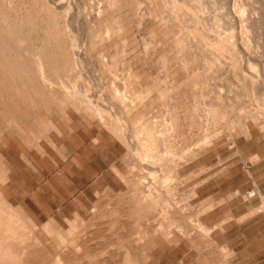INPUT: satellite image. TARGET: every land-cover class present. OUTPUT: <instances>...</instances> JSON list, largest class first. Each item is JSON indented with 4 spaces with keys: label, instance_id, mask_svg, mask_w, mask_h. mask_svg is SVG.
I'll list each match as a JSON object with an SVG mask.
<instances>
[{
    "label": "rangeland",
    "instance_id": "rangeland-1",
    "mask_svg": "<svg viewBox=\"0 0 264 264\" xmlns=\"http://www.w3.org/2000/svg\"><path fill=\"white\" fill-rule=\"evenodd\" d=\"M88 1L0 0V194L6 200L8 212H11L14 215V220L20 224V232L23 237L31 240L30 236L35 233L33 236L42 242L39 244L37 241V246L45 245L49 251L56 252L64 247L57 231L69 239L71 236L70 223L76 222L77 228L84 225L88 228L87 230H94V236L98 238L95 237L93 242L98 243L103 249L100 247L101 249L88 260H78L71 264H79V262L87 264L93 262L92 259L97 261L102 260L103 255L107 256L106 248L109 249L110 246L105 248L104 244L112 239L111 229L108 228V209L117 205L114 201L118 199L119 194V199L122 201L118 207L123 206L124 196L121 193H125L127 188L120 176L113 171L112 165L120 167L121 169H119L123 170L124 174L129 173V165H126L123 160L127 150L124 142L131 143L129 140L133 138V134L139 130L137 128L144 122L148 124L141 125V130L147 128L149 130V127L154 128L153 134L160 133L159 137L162 136V132L170 134L169 126L173 115V119L178 118L179 130L182 131V135L177 133L179 136L175 135L174 141H170L174 142V147L178 151L187 146L189 148L185 147V149L191 151L193 149L197 152L192 156L193 158L189 157L193 154L189 152V156H187L189 161L181 166L180 174L185 179L187 178L186 183L170 191L171 196L169 193L167 194L168 198H172L171 201L178 200V202L176 200V205L182 210V216L186 215L183 216L182 223L183 221L185 223V219H187L186 222H189L185 223L187 226H196L201 223L214 230L210 235L211 239L215 240L212 246L214 249L210 250L208 256L213 258L215 263L264 264V249H261L264 246V244L262 245L264 238L262 239L261 236L264 233V112L261 111L263 108L256 99L251 83L244 81L240 73H237L241 77L240 79L234 75L233 71L228 73L220 71V73L217 62L211 63V66L216 64V68L211 67L212 71H208L207 67L210 64L207 61L210 60L207 57V50L205 51L201 47L191 50L189 47L182 48L179 46L180 44L178 45L183 42L182 40L185 42L188 37L190 38L187 41H191L193 38L201 40V37L217 36L219 29L224 26H222L224 21L218 19L219 10L211 7L216 4L217 0H213V2L212 0H201V8L195 6L197 3L199 4L198 0H195L196 4L193 0L191 5L194 6V9L192 11H195L193 13L197 15V19L194 14L190 18L188 16L185 18L186 16L180 11L176 12L178 16L176 13L175 16L170 15L173 9H169V12L166 7L173 6L168 3L169 1L166 4L167 0ZM234 1L237 7L241 1L245 5L247 2L262 5V11L256 9L258 11L256 15H260V20L263 23L259 21L255 28L263 27H258L263 30L258 28L256 30L264 33V18H262L264 17V0ZM105 5L108 6L105 7ZM104 7L105 10H103ZM207 8L209 11L203 12ZM214 10L216 11L215 16L213 15ZM247 10L244 11V15L250 16L252 12ZM201 12L205 14L203 15ZM94 14H99L100 18L91 22ZM206 14L210 17L207 18ZM253 14L252 16H254ZM142 15L145 19L139 22L137 17ZM174 17L179 18L176 20ZM104 18L108 19L110 25L119 26L117 34L111 38H103L102 31L100 32L98 29V21ZM238 26L241 25L236 23L234 31L240 35V31L237 30H241V27L238 28ZM190 29L196 31L193 32ZM205 29H208L207 32ZM203 30L204 32H202ZM225 32H229V29H225ZM225 32L222 31L221 34L224 35ZM192 33L194 36L198 35V38L192 37ZM200 34L201 37H199ZM177 40L181 42L176 43ZM71 41L75 43L76 47L73 42L69 43ZM235 55H238L237 61L241 65L243 62L241 53H235ZM37 57L43 62L45 57L50 61L46 62L45 60L44 66L41 63L40 66L38 59L35 60ZM202 62L208 64L206 68ZM149 63L150 65H148ZM190 65L201 74V78L199 77L201 81L197 88L198 95L201 97L200 101L199 96L197 95L198 98L196 96L200 104L191 94L192 92L190 93L189 86L182 87L187 90L185 97L187 100H184L183 97V103L186 106L189 103H191L190 106L194 103L193 105H197L196 107L200 105L201 108L193 110V105L189 106L190 111L178 112V117L176 116L177 112H168L166 97L163 95L160 97L164 93L163 85L164 87L167 85L164 76L168 70V74L172 78H176L178 75L183 76ZM39 66L41 68L43 66V68L41 69ZM201 66L204 71L207 69L206 73L202 72ZM259 66L261 67L262 63ZM175 69L180 71L177 70L176 74ZM238 71L239 69H237ZM45 76L46 78H44ZM212 84L215 86L212 87ZM220 86L221 89H219ZM262 86L263 83H259L258 87L261 88V91L264 90L262 89L264 86ZM150 88L152 93L155 94L156 91L158 93L156 92L155 96L152 95ZM241 88L245 89L241 90ZM146 90L150 92L147 94ZM203 91L204 94L206 93L205 95ZM219 92L229 95L230 98L224 100L225 107L228 109L226 108V112H224V106H222L223 112H217V114L216 112H206L209 108L206 101L219 95ZM243 92L246 97H243ZM188 95L191 98H188ZM61 98L62 100H60ZM192 99H196V102ZM184 101L190 102L185 103ZM65 102H68V105ZM83 102L85 104L89 102V106H92L90 112H84L80 108V103L84 104ZM125 103L128 105L127 107H125ZM19 105L20 107L24 106L19 109ZM97 106L96 111L94 108ZM92 110L96 112H92ZM101 110L104 111L101 113ZM204 111L207 113H205L206 115L203 114ZM143 126L147 127L143 128ZM159 130L162 131L158 132ZM164 134L160 141L163 144L165 143L163 140L166 141L164 136L168 135ZM205 134L208 135L209 143L207 146L199 148L195 141ZM157 135H155L156 139ZM133 140L135 143L136 140L134 138ZM128 157V159H132V156ZM137 168L134 167L136 172ZM199 178L200 180L203 178V181H200ZM250 191H255L256 194L250 197L248 195ZM106 210L108 213L105 212ZM153 213L154 218L151 217L157 218L158 207ZM75 214L78 215V218L75 217ZM94 219L95 221H93ZM153 219L150 218L151 221ZM93 224L94 226H92ZM55 228L57 231L53 230ZM201 238L203 240L204 237L199 236V239ZM182 242L184 245L181 243L180 246L157 248L154 252L158 257L155 264H180L182 258H185V264H192L198 251L190 243ZM222 246L229 248L228 253L223 256H221ZM101 250L105 251V254ZM211 252H213V256ZM213 259L211 260L214 262ZM85 260L88 262L84 263ZM198 264H202V262L199 261Z\"/></svg>",
    "mask_w": 264,
    "mask_h": 264
},
{
    "label": "bare ground",
    "instance_id": "bare-ground-1",
    "mask_svg": "<svg viewBox=\"0 0 264 264\" xmlns=\"http://www.w3.org/2000/svg\"><path fill=\"white\" fill-rule=\"evenodd\" d=\"M90 1V0H89ZM88 1V2H89ZM169 1V2H168ZM190 1V0H189ZM188 0H167L165 1V3L167 4L170 3L173 7L167 8L166 9L170 12V10L173 9V11L170 12V15H176L178 13V11L182 12L183 15H185V18H190V16H192L193 14L196 15L195 11H192L194 8L193 5V0H191V2L189 3ZM197 1V0H196ZM196 1L194 0L195 4ZM201 0H198L197 2H199V4L197 3L195 6L200 7L201 8ZM204 1V0H203ZM211 1V0H210ZM215 1V0H214ZM94 2V1H93ZM100 2V1H99ZM133 2V1H132ZM135 2V1H134ZM143 2V1H142ZM213 2V0H212ZM216 4L211 6L213 9L215 8V10H219V14H218V19L219 20H223L224 23L222 24V28L219 29V32H217V36L214 35L213 37L208 36L209 38H204L201 37V34L199 35V37H201V40H198L196 38H193V40L191 39V41H187L190 37H188V39H186V35L184 36V38L186 39V41L184 42V40H182V38H180L183 42L177 40L176 43H178L179 46H182V48L186 47V48H190L191 50H196V48L201 47L202 49H204L205 51H208V59L210 61H207L209 65V67H207L206 64H203V66H205L204 68H208V71H212L211 67H215V65L211 66V63L213 62H217L218 63V69L219 72L220 71H224V73H228L230 71H233L235 74V76L240 73L241 76L244 78V81H249L252 85L251 88H253V92L254 94H256V99L259 101V103L261 104L263 110L261 109L262 112H264V90L261 91L258 87L259 83H263L264 86V33H261L260 31L256 30L258 27L263 28L261 26H256L257 28H255V25H257L259 23V21L261 23H263L260 20V15H256V9L257 10H261L262 11V5H258V4H254L253 2H247L245 5L244 2L241 1V4L238 5L235 3L234 0H217L215 1ZM261 2V1H260ZM258 2V3H260ZM87 3V2H86ZM115 4V1L113 2ZM203 3V2H202ZM89 4V3H87ZM92 4V3H91ZM99 4V3H98ZM106 4V2H105ZM131 4V3H130ZM169 4V5H170ZM206 4V3H204ZM209 5L211 4L210 2L208 3ZM134 5V4H133ZM170 5V6H171ZM207 5V4H206ZM3 6V5H2ZM1 6V8L3 9V7ZM61 6V5H60ZM108 6V5H107ZM105 5V7H107ZM116 6V5H115ZM166 6V5H165ZM192 6V7H191ZM215 6V7H214ZM7 7V6H6ZM59 7V6H58ZM64 7V6H62ZM61 7V8H62ZM105 7L103 10H105ZM210 7V9H211ZM237 7V11L236 8ZM126 8V7H125ZM206 8V7H205ZM234 10H233V9ZM142 9V8H141ZM158 9V7H157ZM170 9V10H169ZM198 9V8H197ZM248 9V10H247ZM5 10V9H4ZM64 10V9H63ZM199 10V9H198ZM205 10L209 11V8L204 9L203 12H206ZM212 10V9H211ZM210 10V11H211ZM214 10V11H215ZM251 11L252 14L254 16H252L251 12H250V16H245L244 15V11ZM264 10V9H263ZM1 11V10H0ZM108 11V10H107ZM128 11V10H127ZM140 11V10H139ZM155 11V9H154ZM160 11V10H159ZM201 11V10H200ZM199 11V14H200ZM213 11V10H212ZM260 11V12H261ZM65 12V11H64ZM90 12V11H89ZM122 12V10H121ZM167 12V11H166ZM177 12V13H176ZM201 12L203 15L205 13ZM95 13V12H94ZM132 13V12H130ZM139 13V12H138ZM156 13V12H155ZM176 13V14H175ZM181 13V14H182ZM209 13V12H207ZM216 13L213 12V15ZM68 14V13H67ZM102 14V13H101ZM118 14H120L118 12ZM117 14V15H118ZM135 14V13H134ZM161 14V13H160ZM180 15V17H182ZM201 14V16H202ZM210 14V13H209ZM115 15V14H114ZM125 15V14H124ZM136 15V14H135ZM157 15V14H156ZM169 15V13H168ZM207 15V14H206ZM263 15V14H262ZM261 15V16H262ZM73 16V15H72ZM178 16V14L176 15ZM188 16V17H187ZM209 15H207L208 18ZM215 16V15H214ZM264 16V15H263ZM117 17V16H116ZM130 17V16H129ZM170 17V16H168ZM172 17V16H171ZM195 17V16H193ZM210 17V16H209ZM80 18V17H79ZM89 18V17H88ZM100 18L99 14H94L92 16V21H95L96 19ZM120 18V17H118ZM132 18V17H131ZM139 19V22H142L145 17L139 16L137 17ZM176 20H178L177 17H174ZM264 18V17H262ZM3 19V18H2ZM115 19V18H113ZM157 19V18H156ZM196 19H197V15H196ZM200 19V18H199ZM74 20V18H73ZM89 20V19H88ZM121 20V19H120ZM119 20V21H120ZM205 20V19H203ZM202 20V22H203ZM263 20V19H262ZM3 21V20H2ZM86 21V20H85ZM90 21V20H89ZM111 21V19H110ZM122 21V20H121ZM124 21V20H123ZM193 21V19H192ZM191 21V22H192ZM78 22V21H77ZM155 22V21H154ZM190 22V23H191ZM194 22V21H193ZM198 22V21H196ZM205 22V21H204ZM87 23V22H86ZM89 23V22H88ZM133 23V22H132ZM158 23V22H157ZM156 23V24H157ZM180 23V21H179ZM211 23V22H210ZM236 23H239L241 26V30H237L240 31V35H237L234 31V29L236 28ZM260 23V24H261ZM41 24V23H40ZM65 24V23H64ZM68 24V23H67ZM71 24V22H70ZM111 23L108 21V19H102L98 21V29L101 32L102 31V35L103 38L106 37H112L115 34H117V31L119 29V26L117 25H110ZM193 24V23H192ZM191 24V25H192ZM197 24V23H196ZM200 24V23H199ZM206 24V22H205ZM220 24V25H221ZM229 24V26H228ZM39 25V24H38ZM89 25V24H88ZM140 25V24H139ZM154 25V24H153ZM152 25V27H153ZM163 25V24H162ZM174 25V24H173ZM198 25V24H197ZM202 25V24H201ZM217 25V24H216ZM66 26V25H65ZM176 26V25H175ZM194 26V25H193ZM209 26V25H208ZM219 26V25H218ZM263 26V24H262ZM72 27V26H71ZM151 27V28H152ZM196 27V26H194ZM199 27V26H198ZM207 27V26H206ZM214 27L215 26L214 24ZM213 27V31L214 28ZM238 26V28H240ZM69 28V26H68ZM67 28V29H68ZM165 28V27H164ZM192 28V27H191ZM210 28V27H209ZM224 28V30H223ZM259 30H263L260 29ZM41 29V28H39ZM171 29V28H170ZM176 29V28H175ZM203 29V28H201ZM225 29H229V32H225ZM72 30V29H71ZM157 30V29H156ZM164 30V29H162ZM181 30V29H180ZM191 30V29H190ZM206 30V29H205ZM208 30V29H207ZM206 30V32H207ZM211 30V29H210ZM74 31V30H73ZM120 31V30H119ZM159 31V30H158ZM165 31V30H164ZM163 31V32H164ZM189 31V30H188ZM193 31V30H191ZM191 31H189L191 33ZM196 31V30H195ZM193 31V32H195ZM211 31V32H213ZM225 32L224 35H222L221 33ZM30 32V30H29ZM69 32V31H68ZM125 32V31H124ZM201 32V31H198ZM204 32V30L202 31ZM243 32V33H242ZM88 33V32H87ZM172 33V32H171ZM188 33V34H190ZM210 33V32H209ZM60 34V33H58ZM93 34V33H91ZM122 34V32H121ZM163 34V33H162ZM194 33H192V37H197L193 35ZM205 34V33H204ZM263 34V35H262ZM73 35V34H72ZM128 35V34H127ZM157 35V34H156ZM161 35V34H160ZM171 35V34H170ZM211 35V34H210ZM63 36V35H62ZM122 36V35H121ZM126 36V35H125ZM159 36V35H158ZM191 36V34H190ZM91 37H93L91 35ZM65 38V37H64ZM69 38V37H67ZM75 38V36H74ZM118 38V37H117ZM122 38V37H121ZM169 38V37H168ZM176 38V37H175ZM35 39V38H34ZM62 39V38H61ZM159 39V38H158ZM170 39V38H169ZM173 39V38H172ZM177 39V38H176ZM59 40V39H58ZM68 40V39H67ZM72 40H76V39H72ZM111 40V39H110ZM123 40V39H122ZM150 40V39H149ZM171 40V39H170ZM79 41V40H78ZM107 41V40H106ZM169 41V40H168ZM30 42V41H29ZM73 41L69 42L72 43ZM76 42V41H75ZM80 42V41H79ZM78 42V43H79ZM68 43V44H69ZM74 43V42H73ZM77 43V44H78ZM7 44V43H6ZM67 44V45H68ZM103 44V43H102ZM112 44V43H111ZM70 45V44H69ZM75 45V43L73 44ZM72 45V46H73ZM80 45V44H79ZM132 45V44H131ZM1 46V45H0ZM61 46V45H60ZM103 46V45H102ZM109 46V45H108ZM123 46V45H122ZM67 47V46H66ZM76 47V45H75ZM75 47L73 46V49H75ZM94 47V46H93ZM70 48H72L70 46ZM125 48V47H124ZM180 48V47H179ZM181 48V50H183ZM69 49V48H68ZM67 49V50H68ZM101 49V48H100ZM110 49V48H109ZM72 51V50H71ZM69 51V52H71ZM74 51V50H73ZM79 51V50H78ZM184 51V50H183ZM60 52V51H59ZM77 52V51H76ZM118 52V51H117ZM61 53V52H60ZM130 53V52H129ZM194 53V52H193ZM197 53V52H196ZM235 53H241L242 57H243V62L241 63V65L238 64V55H235ZM71 54V53H70ZM69 54V55H70ZM80 54V52H79ZM78 54V55H79ZM123 54V53H122ZM182 54V53H181ZM199 54V53H198ZM197 54V55H198ZM38 55V54H37ZM36 55V56H37ZM46 55V54H45ZM49 55V54H48ZM104 55V54H103ZM128 55V54H127ZM183 55V54H182ZM195 55V54H194ZM28 56V55H27ZM41 56V55H40ZM39 56V57H40ZM82 56V55H81ZM84 56V55H83ZM237 56V57H236ZM39 57L35 58V60H37ZM50 57V56H48ZM122 57V56H121ZM132 57V56H131ZM187 57V56H186ZM190 57V56H189ZM200 57V56H199ZM206 57V56H204ZM33 58V57H32ZM104 58V57H103ZM130 58V57H129ZM128 58V60H129ZM42 59V58H41ZM46 60V62L50 61V59H46V57L44 58ZM77 59V58H76ZM108 59V58H107ZM133 59V58H132ZM186 59V58H185ZM190 59V58H189ZM195 59V58H194ZM199 59V58H198ZM204 59V58H203ZM9 60V59H7ZM14 60V59H13ZM44 60L40 61L38 59V63L42 64L44 66V64L46 63ZM53 60V59H52ZM123 60V59H122ZM184 60V59H183ZM193 60V59H192ZM263 60V62H262ZM145 61V60H144ZM186 61V60H185ZM196 61V60H195ZM198 61V60H197ZM7 62V61H6ZM12 62V61H11ZM137 62V61H136ZM187 62V61H186ZM186 62H184L185 64H187ZM200 62V61H199ZM107 63V62H106ZM206 63V62H204ZM262 66L260 67L259 65ZM13 64V63H12ZM27 64V63H26ZM32 64V63H31ZM40 64V66H41ZM133 64V63H132ZM17 65V64H16ZM30 65V64H29ZM28 65V66H29ZM150 65V63L148 64ZM155 65V64H154ZM153 65V66H154ZM33 66V65H32ZM39 66V67H40ZM42 66V68H43ZM79 66V65H78ZM165 66V64H164ZM168 66V65H167ZM183 66V65H182ZM198 66V65H197ZM147 67V66H146ZM150 67V66H149ZM152 67V66H151ZM150 67V68H151ZM169 67V66H168ZM176 67V66H175ZM41 68V67H40ZM41 68V69H42ZM149 68V69H150ZM181 68V67H180ZM184 68H187L184 66ZM202 68V66L200 67V69ZM211 68V69H210ZM216 68V67H215ZM32 69V68H31ZM51 69V68H50ZM53 69V68H52ZM183 69V68H181ZM199 69V71H200ZM237 69H239V71L237 72ZM107 70V69H106ZM118 70V69H117ZM142 70V69H141ZM168 70V69H166ZM177 70L180 71L179 69H175V72L177 74ZM202 72L204 73L207 69L202 68ZM165 71V70H164ZM185 75L183 76H177L176 78H172L170 77V75L168 74L169 70L166 71V75L164 76V79L166 80L167 84L166 87L163 90V94L160 95V97L163 95L166 97L165 102L167 101V109L168 112H177L175 115L179 117L178 112H189V106L191 103H189L190 101H186L187 103H189L188 106H186L183 103V97L184 100L186 99V95H187V90L184 87V89H182L183 86H189L191 91L190 93L194 95V97L196 98V96L198 95L197 92V88L198 85L200 84L199 77L201 76V74L197 71L194 70V68L190 65V68H187ZM214 71V70H213ZM218 71V70H217ZM32 72V71H31ZM44 72V71H43ZM52 72V71H51ZM149 72V71H148ZM173 72V71H172ZM171 72V73H172ZM174 72V74H175ZM232 72V73H233ZM46 73V72H44ZM42 73V74H44ZM62 73V72H61ZM206 73V72H205ZM208 73V72H207ZM217 73V72H216ZM215 73V75H216ZM221 73V72H220ZM21 74V73H20ZM33 74V72H32ZM121 74V73H119ZM183 74V73H182ZM213 74V73H212ZM18 75V74H17ZM45 75V74H44ZM43 75V76H44ZM54 75V74H53ZM145 75V74H144ZM162 75V74H161ZM21 76V75H20ZM42 76V77H43ZM47 76V75H46ZM46 76L44 78H46ZM175 76V75H173ZM204 76V75H203ZM66 77V76H65ZM122 77V76H121ZM149 77V76H148ZM160 77V76H159ZM209 77V76H208ZM43 78V79H44ZM123 78V77H122ZM154 78V77H153ZM201 78V77H200ZM238 78L240 79L241 77L238 76ZM48 79V78H47ZM53 79V78H52ZM206 79V77H205ZM59 80V79H58ZM211 80V79H210ZM215 80V79H214ZM242 80V79H241ZM45 81V80H44ZM162 81V80H161ZM231 81V80H230ZM160 82V81H159ZM206 82V81H205ZM209 82V81H208ZM240 82V81H239ZM155 83V82H154ZM236 83V82H235ZM242 83V82H241ZM247 83V82H245ZM104 84V83H103ZM102 84V85H103ZM161 84V82L159 83ZM158 84V85H159ZM164 84V83H163ZM205 84V83H204ZM240 84V83H239ZM45 85V84H44ZM207 85V84H206ZM216 85H218L216 83ZM230 85V84H229ZM232 85V84H231ZM249 85V84H248ZM262 85V84H261ZM15 86V85H14ZM43 86V85H42ZM89 86V85H88ZM204 86V85H203ZM202 86V87H203ZM215 86V84H212V87ZM223 86V85H222ZM242 86V85H241ZM247 86V85H245ZM262 86V87H263ZM33 87V86H32ZM36 87V86H35ZM141 87V86H140ZM154 87V86H153ZM231 87V86H230ZM243 87V86H242ZM249 87V86H247ZM144 88V87H143ZM152 88V87H151ZM150 88V91L152 90ZM207 88V87H206ZM215 88V87H214ZM246 88V87H245ZM245 88H241L245 89ZM32 89V88H31ZM153 89H157V88H153ZM161 89V88H160ZM189 89V88H188ZM202 89V88H201ZM221 89V86L220 88ZM232 89V88H231ZM247 89V88H246ZM264 89V88H262ZM89 90V89H88ZM224 90V89H223ZM43 91V90H42ZM51 91V90H50ZM150 91L146 90V93L148 94ZM201 91V90H200ZM38 92V91H37ZM59 92V91H58ZM143 92V91H142ZM153 91H151L152 93ZM157 92V91H156ZM155 92V94H156ZM202 92V91H201ZM214 93V91H212ZM218 92V91H217ZM242 92V91H241ZM245 92V90H244ZM243 92V93H244ZM46 93V92H45ZM69 93V92H68ZM158 93V92H157ZM220 93V92H219ZM50 94V93H49ZM54 94V93H53ZM64 94V93H63ZM79 94V93H78ZM85 94V93H84ZM154 93H152L153 95ZM154 94V96H155ZM204 94V91H203ZM202 94V95H203ZM206 94V93H205ZM204 94V95H205ZM217 94V93H216ZM215 94V95H216ZM18 95V94H17ZM22 95V94H21ZM40 95V93H39ZM150 95V94H149ZM158 95V94H157ZM156 95V97H157ZM248 95V94H247ZM20 96V95H19ZM45 96V95H44ZM47 96V95H46ZM123 96V95H122ZM142 96V95H141ZM162 96V97H163ZM189 96V95H188ZM199 96V95H198ZM197 96V98H198ZM210 96V95H209ZM208 96V97H209ZM17 97V96H16ZM36 97V96H35ZM62 97V96H61ZM73 97V96H72ZM77 97V96H76ZM89 97V96H88ZM118 97V96H117ZM134 97V96H133ZM136 97V96H135ZM149 97V96H148ZM152 98H155L153 96H150ZM149 97V98H150ZM193 97V96H192ZM206 97V96H205ZM211 97V96H210ZM209 97V98H210ZM229 95L220 93L219 95L215 96L213 99L208 100L206 102H208V104L205 103V105H208L209 108L206 112H223V110H225L224 112H226V108L225 107V102L224 100H228ZM245 93H244V96ZM138 98V97H137ZM148 98V99H149ZM158 98V97H157ZM188 98H191V96H189ZM196 98V99H197ZM200 96H199V101H200ZM250 98V97H249ZM252 98V97H251ZM58 99V98H57ZM72 99V98H71ZM196 99L195 102H196ZM197 99V102H198ZM206 99V98H205ZM247 99V98H246ZM48 100V99H47ZM62 100V98L60 99ZM89 99H87L88 101ZM155 100V99H154ZM161 100V99H159ZM163 100V99H162ZM187 100V99H186ZM190 100V99H189ZM193 100V99H192ZM193 100V101H194ZM204 100V99H203ZM19 101V100H18ZM54 101V100H53ZM52 101V102H53ZM56 101V99H55ZM84 101H85V97H84ZM148 101V100H147ZM150 101V99H149ZM148 101V102H149ZM153 101V99H152ZM151 101V102H152ZM158 101V100H156ZM191 101V102H193ZM245 101V100H244ZM86 102V101H85ZM90 102V100H89ZM88 102V103H89ZM126 102V101H125ZM164 102V103H165ZM185 102V101H184ZM185 102V103H186ZM242 102V101H241ZM55 103V102H54ZM66 103V102H65ZM68 103V102H67ZM66 103V104H67ZM84 103V102H83ZM81 104L80 103V108L84 111V112H90L89 110H91L92 106H89V104ZM99 103V102H98ZM97 103V104H98ZM122 103V102H121ZM128 103V102H127ZM200 104V102H198ZM197 103V104H198ZM239 103V102H238ZM41 104V103H40ZM70 104V103H69ZM162 104V102H161ZM194 103H192L193 105ZM244 104V103H243ZM27 105V104H26ZM54 105V104H53ZM61 105V104H60ZM65 105V104H64ZM63 105V106H64ZM68 105V104H67ZM72 105V104H71ZM69 105V106H71ZM93 105V104H91ZM120 105V104H119ZM122 105V104H121ZM125 107H127L128 105L125 103ZM132 105V104H130ZM138 105V104H137ZM146 105V104H145ZM159 105V104H158ZM191 105V106H192ZM204 105V104H203ZM16 106V105H15ZM24 106V105H23ZM23 106H21L23 108ZM42 106V105H41ZM40 106V107H41ZM56 106V105H55ZM95 106V105H94ZM190 106V107H191ZM197 106V105H196ZM195 105H193V110L197 109V108H201V106L199 105V107H196ZM222 106H224L223 110H222ZM227 106V105H226ZM251 106V105H250ZM14 107V106H13ZM20 107V105L18 106V108ZM20 107V108H21ZM48 107V106H47ZM46 107V108H47ZM77 107V106H76ZM123 107V105L121 106ZM124 107V109H125ZM139 107V106H138ZM146 107V106H145ZM166 107V106H165ZM239 107V106H238ZM249 108V106H247ZM19 108V109H20ZM54 108V107H53ZM100 108V107H99ZM106 108V107H105ZM206 108V107H205ZM221 108V109H220ZM247 108V110H248ZM3 109V108H2ZM17 109V108H16ZM48 109H50V107H48ZM59 109V107H58ZM62 109V107H61ZM95 110L98 109V106L94 108ZM93 109V110H94ZM102 109V108H100ZM128 109V108H126ZM228 109V108H227ZM240 110V108H238ZM18 110V109H17ZM24 110V109H23ZM26 110V109H25ZM60 110V109H59ZM92 112H96L93 111ZM203 110V107H202ZM244 110V109H243ZM256 110V109H254ZM259 110V109H258ZM42 111V110H41ZM57 111V109H56ZM78 111V110H77ZM104 110H101V113ZM232 111V110H230ZM246 111V110H245ZM253 111V110H252ZM259 111V112H261ZM19 112V111H18ZM55 112V111H54ZM194 112V111H193ZM198 112V110H197ZM202 112V111H201ZM199 112V113H201ZM204 111L203 114L206 113ZM239 112V111H238ZM241 112V111H240ZM251 112V111H250ZM255 112V111H254ZM258 112V111H257ZM100 113V114H101ZM108 113V112H107ZM111 113V112H110ZM207 114V113H206ZM205 114V115H206ZM227 114V113H226ZM44 115V114H43ZM48 115H50L48 113ZM219 115V114H218ZM229 115V114H228ZM101 116V115H99ZM103 116V115H102ZM129 116V115H128ZM145 116V115H144ZM214 116V115H213ZM232 116V115H231ZM15 117V116H13ZM17 117V116H16ZM21 117V116H20ZM44 117V116H43ZM105 117V116H104ZM172 117V118H171ZM171 120H170V134L164 132L165 134H168L166 136H164L165 142L164 144L161 143L160 141H162V136H163V132H162V138L159 137L160 133L157 135V132L155 135H157V139L155 137V135L153 134L154 128H150L149 130L147 129H143L141 130L140 128L142 127L141 125H147L145 124V122L143 124L140 125L139 130L140 132H137L135 134H133V138L136 140L135 143H133V138L129 140V136L127 137L129 141H131V143H126V153L123 157V160L126 162V165H129V173L124 174L118 167L117 165H112L113 171H115L117 173L118 176H120V178L122 179V181L124 182V184H126L127 188H126V192L125 193H121L123 197V206L121 208L118 207V204L121 203L122 200L119 199V197L117 200H115V204H117L116 206H113L109 211V218H108V228L111 229L112 232V239L110 242L104 244L105 248L110 246L109 249L106 248L108 250V254L107 256L103 255V259L102 260H93V262H88L87 260L90 259L95 253H97V251H99V249H101L102 247L98 244L93 242L94 238L97 236H94V230H87L88 228H86L84 225L80 226L77 228L76 226V222H71L70 223V238L66 239L65 237H63L58 231L57 228L53 229L54 231H57V234L61 237L63 243H64V247L56 252H51L49 251L45 245L42 246H37V241H39V238H37L36 236H30L29 239L31 240H27L23 237V234L20 232V224L14 220V215L10 212H8V207L6 205V200L2 197V195L0 194V264H71V262H75V261H80V260H84V263H89V264H155L156 260L158 257L155 256L154 252L157 248L159 249H164L166 246H180L181 243L184 245V242L182 241H186L188 243H190L191 246H193V248H196V250L198 251L197 257L192 260V264H198L199 261L202 262V264H214L215 260L213 258H209L208 254L211 251H213L212 249H214L213 246V241L215 242V240L211 239V230L212 228H210L209 226L203 225L201 223H198L196 226H187L185 225V223H189L186 222L187 219H185V223L182 220L184 219L183 215L182 216V210L179 209V206L176 205V200H174L173 197V201H171L172 198H168L167 194L174 190L179 188L180 186H183L184 183H186L187 178L185 179L181 174H180V169L181 166L183 164H185L187 161H189V158H187V156H189V152L190 154L193 153L191 156V158H193L192 156L195 155L197 152L196 150H188L184 148H182L180 151H178V149H176V147H174V142H171L172 140L174 141V137L175 135H182V131L179 130V122H178V118L175 117L173 119V115L171 116ZM228 117V116H227ZM264 117V116H263ZM134 118V117H133ZM214 118V117H213ZM220 118V117H219ZM223 118V117H222ZM16 119V118H15ZM215 119V118H214ZM212 119V120H214ZM218 119V118H217ZM19 120V119H18ZM151 120V119H150ZM211 120V119H210ZM220 120V119H219ZM228 120V119H227ZM226 120V121H227ZM240 120V119H239ZM14 121V120H13ZM46 121V120H45ZM102 121V120H101ZM137 121V120H136ZM140 121V120H139ZM221 121V120H220ZM219 121V122H220ZM237 121V120H235ZM141 122V121H140ZM150 122V121H149ZM169 122V121H168ZM211 122V121H210ZM232 122V121H231ZM103 123V122H102ZM181 123V122H180ZM228 123V122H227ZM237 123V122H236ZM224 124V123H223ZM229 124V123H228ZM45 125V124H44ZM169 125V123L167 124V126ZM211 125V124H210ZM217 125V124H216ZM11 126V125H10ZM42 126V125H41ZM214 126V125H213ZM47 127V126H46ZM145 126H143L144 128ZM147 127V126H146ZM145 127V128H146ZM152 127V126H151ZM168 127V128H169ZM242 127V126H241ZM9 128V127H8ZM13 128V127H12ZM43 128V127H42ZM116 128V127H115ZM239 128V127H238ZM10 129V128H9ZM151 129V130H150ZM159 129V128H158ZM42 130V129H41ZM132 130V129H131ZM156 130V129H155ZM163 130V129H162ZM161 130V131H162ZM167 130V129H166ZM217 130V129H216ZM11 131V130H10ZM49 131V130H48ZM128 131V129H127ZM160 130L158 132H161ZM242 131V130H241ZM240 131V132H241ZM154 132V133H155ZM169 132V130H168ZM208 132V131H207ZM210 132V131H209ZM228 132V131H227ZM244 132V131H243ZM43 133V132H42ZM178 133V134H177ZM164 134V135H165ZM210 134V133H209ZM124 135V134H123ZM178 135V136H179ZM207 134L203 135L202 137L197 138V140L195 141V144L197 146L200 147H204L208 145V138H207ZM216 136V135H215ZM155 137V138H154ZM221 137V136H220ZM159 138H161V140H158ZM192 138V137H191ZM190 138V140H191ZM47 139V138H46ZM203 139L204 143L201 142ZM213 139V138H212ZM126 140V139H125ZM171 140V141H170ZM211 140V139H210ZM128 141V142H129ZM212 142V141H211ZM161 143V144H160ZM200 143V144H199ZM202 143V144H201ZM178 144V143H177ZM180 144V143H179ZM38 145V144H37ZM42 148V147H41ZM189 148V147H187ZM193 148V146H192ZM195 148V147H194ZM191 149V147H190ZM41 152V151H40ZM128 156H132V159H128ZM166 156H170L169 159L167 160V158H165ZM184 157H186V159H184ZM134 167H138V171L136 172L134 170ZM114 172V173H115ZM136 172V173H135ZM200 172V171H199ZM115 173V174H116ZM195 173V172H194ZM185 176V175H184ZM207 178V177H205ZM200 180V178H199ZM201 180L203 181V178H201ZM200 180V181H201ZM198 181V180H197ZM196 181V182H197ZM200 183V182H198ZM204 183V182H203ZM202 183V184H203ZM194 184H196L194 182ZM193 184V185H194ZM192 185V186H193ZM198 185V184H197ZM196 185V186H197ZM191 186V185H190ZM193 188V187H192ZM7 189V188H6ZM110 191V190H109ZM254 192V195L256 194L255 191H251ZM170 195V193H169ZM173 195V193H172ZM176 195V194H175ZM249 195V194H248ZM171 196V195H170ZM250 197H252L251 195H249ZM178 197V196H177ZM222 199V198H221ZM226 200V199H225ZM112 201V200H111ZM206 201V200H205ZM103 202V201H102ZM113 202V201H112ZM178 202V200H177ZM99 205V204H98ZM100 206V205H99ZM160 206V207H159ZM199 206V205H198ZM213 206V205H212ZM211 206V207H212ZM101 207V206H100ZM111 207V205H110ZM158 207V217L153 219V215L152 213L155 211V209H157ZM262 207V206H261ZM102 209V208H101ZM100 209V210H101ZM201 209V207H200ZM199 209V210H200ZM207 209V208H206ZM99 210V209H98ZM197 210V209H196ZM197 210V211H199ZM210 210V209H209ZM208 210V211H209ZM106 213L107 210L105 211ZM204 212V211H203ZM202 212V213H203ZM207 212V211H206ZM101 214V213H100ZM104 214V213H103ZM154 214V213H153ZM21 215V214H19ZM195 215V214H194ZM78 215L75 214V217H77ZM106 216V214H105ZM153 218H152V217ZM190 216V215H189ZM22 217V216H21ZM188 217V215H187ZM186 217V218H187ZM192 217V216H191ZM28 218V217H27ZM26 218V219H27ZM82 218V217H81ZM153 219L152 221L150 220ZM83 219V218H82ZM31 220V219H29ZM155 220V221H154ZM95 221V219L93 220ZM190 221V220H189ZM79 222V221H78ZM77 222V223H78ZM192 222V221H191ZM201 222V221H199ZM24 223V222H23ZM96 223V222H94ZM193 223V222H192ZM28 224V222H27ZM79 224V223H78ZM96 225V224H95ZM190 225V224H189ZM220 225V224H219ZM89 226V225H88ZM94 226V224L92 225ZM216 226V225H214ZM221 226V225H220ZM39 227V226H38ZM77 228V229H76ZM105 228V227H104ZM93 229V228H92ZM28 230V229H27ZM30 230V229H29ZM33 229H31L30 231H32ZM102 230V229H101ZM35 231V230H33ZM103 231V230H102ZM106 231V229H105ZM104 232V231H103ZM102 232V234H103ZM31 232H29L30 234ZM45 233V232H44ZM213 233V232H212ZM49 234V232H48ZM31 235V234H30ZM96 235V234H95ZM199 236H203V240L202 238L199 239ZM98 238V237H97ZM103 240V239H102ZM105 240V239H104ZM41 240L39 241L40 244ZM185 242V243H186ZM42 243V242H41ZM217 243V242H216ZM188 245V246H190ZM216 245V244H215ZM101 247V248H100ZM215 247V246H214ZM183 248V247H182ZM185 248V247H184ZM226 246H222L221 247V251H222V255H226V253H228L229 248ZM103 249V248H102ZM105 250V249H104ZM106 250V252H107ZM190 250V248H189ZM220 250V249H219ZM103 250H101L102 252ZM220 251V253H221ZM105 254V251L102 252ZM189 253L191 254V251H189ZM212 256H213V252H211ZM186 254V253H185ZM169 255V254H168ZM211 256V257H212ZM97 258V257H96ZM98 258V259H100ZM95 259V258H94ZM185 258L181 259V263L180 264H185ZM192 259V258H191ZM213 259L214 262L211 260ZM227 259V258H226ZM225 260V259H224ZM87 261V262H86ZM223 261V260H222ZM226 262V260H225ZM87 263V264H88ZM219 263V261H218ZM221 263V262H220ZM223 263V262H222ZM74 264V263H72ZM76 264V263H75ZM80 264V262H79ZM190 264V263H189ZM217 264V263H215ZM226 264V263H225Z\"/></svg>",
    "mask_w": 264,
    "mask_h": 264
},
{
    "label": "crops",
    "instance_id": "crops-1",
    "mask_svg": "<svg viewBox=\"0 0 264 264\" xmlns=\"http://www.w3.org/2000/svg\"><path fill=\"white\" fill-rule=\"evenodd\" d=\"M262 236V239L264 238V233L261 235ZM264 244V242L262 241V245ZM261 245V244H260ZM261 249H264V246L261 248Z\"/></svg>",
    "mask_w": 264,
    "mask_h": 264
},
{
    "label": "built area",
    "instance_id": "built-area-1",
    "mask_svg": "<svg viewBox=\"0 0 264 264\" xmlns=\"http://www.w3.org/2000/svg\"><path fill=\"white\" fill-rule=\"evenodd\" d=\"M249 195H251V196L254 195V192H251V191H250V192H249Z\"/></svg>",
    "mask_w": 264,
    "mask_h": 264
}]
</instances>
